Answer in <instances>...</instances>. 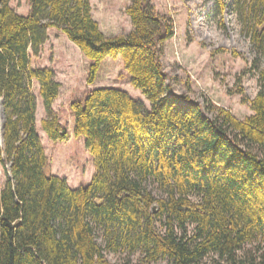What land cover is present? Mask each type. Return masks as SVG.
Returning a JSON list of instances; mask_svg holds the SVG:
<instances>
[{
  "label": "trees",
  "instance_id": "1",
  "mask_svg": "<svg viewBox=\"0 0 264 264\" xmlns=\"http://www.w3.org/2000/svg\"><path fill=\"white\" fill-rule=\"evenodd\" d=\"M209 1L215 15L235 13L253 46L243 72L257 73L259 90L253 98L236 90L253 111L244 119L173 91L162 47L174 19L154 0H131L133 29L114 36L90 0H29L28 15L0 0V161L10 163L0 264H264V0ZM50 28L92 61L89 84L107 56L121 55L151 105L111 86L71 104L74 134L85 137L96 169L78 189L51 172L37 131L35 80L44 131L54 141L70 137L53 108L55 70L31 65Z\"/></svg>",
  "mask_w": 264,
  "mask_h": 264
},
{
  "label": "rangeland",
  "instance_id": "2",
  "mask_svg": "<svg viewBox=\"0 0 264 264\" xmlns=\"http://www.w3.org/2000/svg\"><path fill=\"white\" fill-rule=\"evenodd\" d=\"M93 13L100 21L102 31L108 36L124 35L133 25L126 12L131 0H91ZM157 9L174 19L175 33L162 47V60L169 74L173 91L206 104L212 102L229 109L238 118L244 119L253 113L250 104L242 100V94L253 98L259 90L255 71L244 74L255 57L249 37L242 32L235 13L228 11L222 18L212 13L213 2L209 0H154ZM11 5L22 15H28L29 0H11ZM49 38L36 56L33 68L51 67L61 83L60 95L53 104L60 123L70 132L64 141L50 139L42 127L47 116L39 92V82H33L40 111H37V131L51 159V172L67 179L73 189L86 186L93 178L95 164L85 145V137L74 134L75 115L71 104L83 99L87 92L98 87H116L125 90L136 100H143L150 108L145 95L135 88L132 76L125 69L124 59L107 56L98 72L95 83L89 84L88 59L65 33L50 28ZM233 50L243 53L234 55ZM264 63V62H263ZM240 81H242L240 83ZM0 130V145H2ZM10 163L0 161V189L3 188ZM119 255L109 254L117 260ZM155 264H166L160 261ZM207 264H210L209 261Z\"/></svg>",
  "mask_w": 264,
  "mask_h": 264
},
{
  "label": "crops",
  "instance_id": "3",
  "mask_svg": "<svg viewBox=\"0 0 264 264\" xmlns=\"http://www.w3.org/2000/svg\"><path fill=\"white\" fill-rule=\"evenodd\" d=\"M91 1V0H90ZM92 4V3H91ZM93 5V4H92ZM93 16H94V18L99 22V24H101L100 23V21L95 17V14L93 13ZM100 27H101V25H100ZM101 29H102V27H101ZM37 111L39 112L40 111V108H38V103H37Z\"/></svg>",
  "mask_w": 264,
  "mask_h": 264
}]
</instances>
